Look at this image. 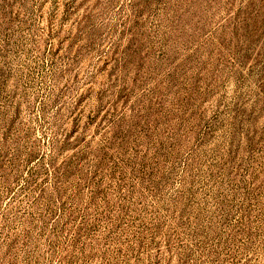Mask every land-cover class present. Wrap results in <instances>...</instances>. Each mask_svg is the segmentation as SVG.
I'll list each match as a JSON object with an SVG mask.
<instances>
[{
  "label": "rangeland",
  "instance_id": "1",
  "mask_svg": "<svg viewBox=\"0 0 264 264\" xmlns=\"http://www.w3.org/2000/svg\"><path fill=\"white\" fill-rule=\"evenodd\" d=\"M0 264H264V0H0Z\"/></svg>",
  "mask_w": 264,
  "mask_h": 264
}]
</instances>
